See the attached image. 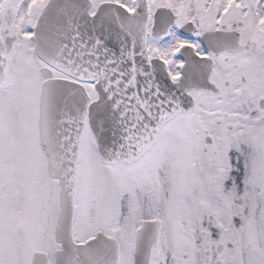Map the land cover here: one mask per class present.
I'll return each instance as SVG.
<instances>
[{
    "label": "snow or ice",
    "instance_id": "obj_1",
    "mask_svg": "<svg viewBox=\"0 0 264 264\" xmlns=\"http://www.w3.org/2000/svg\"><path fill=\"white\" fill-rule=\"evenodd\" d=\"M0 264H264V0H0Z\"/></svg>",
    "mask_w": 264,
    "mask_h": 264
}]
</instances>
